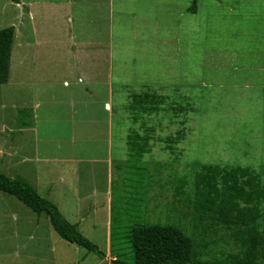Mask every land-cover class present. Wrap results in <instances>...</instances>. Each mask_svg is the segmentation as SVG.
<instances>
[{"label":"rangeland","instance_id":"1","mask_svg":"<svg viewBox=\"0 0 264 264\" xmlns=\"http://www.w3.org/2000/svg\"><path fill=\"white\" fill-rule=\"evenodd\" d=\"M185 5H196L197 12L181 18V48L172 41L164 45L160 27L166 19L160 17L151 30L159 53L151 58L138 56L145 39L130 38V31L122 34L119 23L127 24V18L120 21L117 10L111 93L107 86L95 89L78 82V74L53 94H25L24 87L0 85V150L12 145L20 110L43 101L40 121L25 139L17 140L27 149L20 154L30 158L24 168L33 167L29 172L34 173L39 167L47 184L58 180L60 188L42 196L58 207L59 201L64 217L74 222L77 205L69 195L103 191L111 177V213L118 231L114 253L130 263L134 253L126 235L134 220L177 224L192 237H201L189 196L177 193L183 177L191 191L200 165L250 166L264 180V0H186ZM20 11L13 0H0V29L13 26ZM90 30L98 33L97 26L90 25ZM172 49L180 52L177 61ZM88 128L96 134L76 132ZM79 139L85 140L84 146L74 147ZM12 162L3 156L0 172L14 175L9 174ZM27 177L34 180L36 173ZM60 190L64 197L59 199ZM90 202L78 227L107 259L63 239L47 214L38 215L0 192V264H109L114 258L111 242L106 227L97 224L106 210L99 206L102 213L97 215ZM232 232H209L214 242L206 258L214 251H238Z\"/></svg>","mask_w":264,"mask_h":264},{"label":"crops","instance_id":"2","mask_svg":"<svg viewBox=\"0 0 264 264\" xmlns=\"http://www.w3.org/2000/svg\"><path fill=\"white\" fill-rule=\"evenodd\" d=\"M113 1L115 0H19L17 3L13 0L14 4H19L21 11L19 17L14 16L11 21L15 28V39L11 54L9 87H24L25 94L31 90L39 95L53 94L61 85H70L74 80L71 78L78 74V82H86L95 89L98 86H107L111 93L114 65L112 38L118 28L117 20L114 18L118 9L120 21L127 18V24L119 23L122 34L130 31L133 34L130 38L137 41L146 40L139 48L138 56L151 58L152 55L159 53V48L153 47L154 31L151 30L156 28L160 17L166 19L160 27L164 45L172 41L179 45L177 50L181 48L180 40L183 35L180 36L179 33L185 29V23L182 25L181 18H184L187 12L191 13V7L185 5L186 0H119L117 4ZM90 25L94 29L97 26V34L90 30ZM160 30L156 33L159 34ZM171 55L176 61L180 58L179 51L172 49ZM144 73L146 72L141 74ZM42 102L38 100L22 108L30 109L29 114L24 119L25 123L14 129L15 138L12 145L5 149L8 150L7 154H4L5 150H0V161L3 162V156L8 155V159L13 160L12 168L9 169V174H14L11 177H23L30 181L41 195L46 192L52 195L60 188L58 180L52 182V185L42 182L40 174L42 171L37 172L39 167L34 170L36 173L34 180L28 179L27 175L30 177L34 175L29 172L33 167L24 168L26 167L24 165L30 162V158L26 154H20L27 149L17 143L19 137L25 139L28 136L27 132L31 133L36 127L35 124L40 121L38 109ZM107 106L111 105L107 103ZM76 132L81 135L96 134L92 128L78 129ZM84 141L79 139L74 147L84 146ZM88 161L95 163L92 158ZM90 193L91 190L82 196L76 193L69 195L71 201L75 200L77 205L74 209L79 220L76 219L75 222L80 226L86 219L90 201L91 206L96 209L102 206L106 214L97 217V224L101 222L106 227L109 242L113 212L111 177L105 190H94ZM56 194L57 198L64 197L61 190ZM95 195L97 199L93 198ZM101 197L103 201H100ZM57 202L61 207V203ZM94 213L98 215L102 212L98 209Z\"/></svg>","mask_w":264,"mask_h":264},{"label":"trees","instance_id":"3","mask_svg":"<svg viewBox=\"0 0 264 264\" xmlns=\"http://www.w3.org/2000/svg\"><path fill=\"white\" fill-rule=\"evenodd\" d=\"M19 3V0H15ZM197 12L196 5L191 8ZM15 39L14 26L0 29V85L9 80L12 47ZM30 109H22V120ZM190 183L180 178L178 194L189 196L196 213V228L201 237H192L177 224H150L134 220L126 238L134 253L132 263L114 253L118 235L111 223V254L109 264H264V180L262 174L250 166L202 164ZM0 192L22 201L35 213L49 216L55 231L65 240L84 247L104 259L106 253L84 235L78 224L64 217L60 208L43 197L36 187L23 177H11L0 172ZM113 210V208H112ZM221 228L232 230L238 251H214L209 255L213 240L209 232Z\"/></svg>","mask_w":264,"mask_h":264},{"label":"bare ground","instance_id":"4","mask_svg":"<svg viewBox=\"0 0 264 264\" xmlns=\"http://www.w3.org/2000/svg\"><path fill=\"white\" fill-rule=\"evenodd\" d=\"M108 107H110V106H108Z\"/></svg>","mask_w":264,"mask_h":264}]
</instances>
